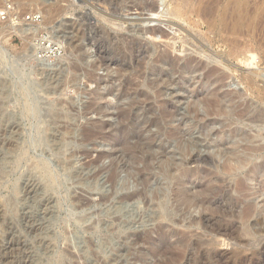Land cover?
Masks as SVG:
<instances>
[{"label": "rangeland", "instance_id": "rangeland-1", "mask_svg": "<svg viewBox=\"0 0 264 264\" xmlns=\"http://www.w3.org/2000/svg\"><path fill=\"white\" fill-rule=\"evenodd\" d=\"M7 1L0 0V7ZM11 1L19 14L25 17L33 13L40 14L43 21L40 26L35 27L36 33L31 34L32 36L21 35L12 27V24L0 22V264H264V0H207L212 7L226 13L227 27H236L239 30L241 49L238 51L240 56L237 61L229 56L232 50L230 46L223 44L216 36L232 35L231 31L226 30L224 33L223 28L218 25L217 31L210 34L205 30L206 25L202 30L188 29L187 24L183 25L182 22L181 25L187 28L189 34L180 37L188 36L190 44L194 46H186L184 49L188 48L190 51L182 54L181 43H179L178 51L175 53L178 57H182L181 55L184 57L186 53L194 51V56H199V59L202 57V61L205 60L203 72L210 74L215 70L213 73H216L211 77L212 80L205 78L203 72L202 75L186 74L183 77L184 86L166 90L168 91L166 98L170 99L168 97L172 94L173 96L170 97L177 101L176 104L173 102L168 104L166 110L170 112H168L170 116L162 121L164 130L162 132L156 126L145 123L159 117L161 108L158 105L155 109L157 111L150 114L151 117L145 116L143 108L138 109L142 117L138 118L136 123L145 124L142 132L134 130L132 120L125 118L120 120L118 116H113L109 112L84 114L87 105L93 99L92 91L95 90V85L87 81L84 72H75L74 68L80 63V57L75 52L73 54L69 44V39L75 36L72 28L79 25L84 30L83 38L85 39L80 43L85 47L84 51L86 50L81 58L85 60L87 65L85 68L90 70L88 65L94 59L97 60L96 46L103 47L111 58L115 60L120 58L116 46L109 42L106 32L101 29L99 23H96L98 19L93 14L96 10L94 1H85L86 4L82 2L83 0ZM153 1L148 0L149 9ZM155 1L160 5L158 10L160 17H164L160 19L159 16L153 15L155 12L145 11V16L143 15L142 18L135 14V11H130V14L133 13L130 18L141 17L143 21L139 20L133 27L130 22L127 24L128 28L131 30L137 25L138 27L141 25L143 29L161 28L169 32L172 37L177 27L167 23V20L170 19L169 12L173 10L174 4L168 0ZM115 2H120L117 5L118 13L125 16L129 11L127 7H132L138 0H116ZM239 8L242 10L240 25L235 22L236 11ZM50 9L53 13L49 12ZM90 17H93V20H90ZM150 18L153 20L151 21ZM96 26L98 27L95 28ZM9 30H15L16 33L8 35ZM190 35L194 39L190 38ZM136 36L150 41L149 43L154 45L155 49L159 48L155 50L154 57L162 49V43L157 41L159 39L151 40L146 32L138 33ZM173 37H176V34ZM209 37L212 38L211 41ZM49 45L61 47L62 53L57 57L40 58L42 49ZM195 45L197 48L203 45L205 51L197 50L198 52L195 53ZM163 47H166L165 43ZM175 53L173 56L176 55ZM215 54L225 57L228 60L225 65L228 66L223 67L224 65H221L220 59ZM252 55L258 58L256 59L258 67L254 66L253 70L252 66L248 65L250 62L248 59ZM150 63L152 61H149ZM110 67H112L110 71H107L106 67H101L96 70V73L104 76L107 75L106 72H109L111 76H115L117 67L115 65ZM215 67L218 68L215 69ZM161 68L166 71L168 66L165 64ZM208 70L212 72L209 73ZM66 74L70 80L77 78L72 79V85L70 84L67 89L60 87V81ZM179 75L171 72L169 77L172 80H178ZM74 81H78V85ZM141 83L144 84L146 91L152 92L149 80L141 81ZM217 89H220L221 94H227L223 96V98L226 97L221 107L223 110L214 109L215 106L212 108L206 103L212 100L214 92L217 94ZM125 101L128 103V100H124L123 103ZM115 104L111 107L106 102H102L101 106L113 112L118 108V104ZM97 123L101 125L105 123L106 126L102 128L103 130H98ZM143 137L145 142L142 143ZM151 140L159 146L166 140L165 143L167 147L170 146L171 152L180 149L183 155L176 157L177 161L188 162L193 157L192 152L201 159H207L203 161L204 164L203 162L190 164L189 168L195 171L210 170L213 172L212 177L220 173L217 177L227 179L224 184L219 185L218 182H216L218 185L215 184L216 188L221 186V190L226 187L219 195L221 199L218 197V201L215 202V205L219 207L215 206L213 210L206 213L225 222H231L234 219L233 222L238 226V234L247 240L249 237L248 242L215 243L212 240L209 241L208 237L204 238L205 241H194V243L180 246H176L174 240L158 245L157 243L142 245V243L134 242L132 236L148 231L147 227L155 224L152 222L159 217L158 213L162 212L161 216L166 218L163 224L172 225L170 221L172 215L168 212L173 204L172 186L162 174L148 185L138 180L140 171L146 170V174L158 171L156 161L150 163V170L145 168L148 166L143 162V153L139 152L141 144L144 147L146 145L144 143L148 144ZM134 147H136L138 154L135 153V155H138V159L132 156L130 158L126 153L123 156L124 150L128 152ZM115 150L120 151L118 155L122 154V157L120 155L116 159L114 156L112 158L108 156L107 153ZM229 151L230 156L234 158V160L228 159L230 162L227 161L230 157H227V154H230ZM103 154H107L106 157ZM232 161L236 162L231 163ZM224 162L225 166L221 167ZM212 164L214 167H211ZM226 164L228 166L231 164L230 167H236V170H233V167L228 168ZM225 167L228 172L233 170L235 173L231 172V175L227 171H221L226 170ZM229 169L232 170L229 171ZM114 171L119 173L117 179H113ZM111 178L115 180L114 183L110 181ZM238 182L246 185L240 186ZM243 186L246 188L244 189ZM249 206H252L253 213L252 216L247 217L248 209L246 208ZM233 212L238 214L234 215ZM185 223L182 224L184 227L187 226ZM183 226L178 228L180 232L186 229Z\"/></svg>", "mask_w": 264, "mask_h": 264}, {"label": "bare ground", "instance_id": "bare-ground-1", "mask_svg": "<svg viewBox=\"0 0 264 264\" xmlns=\"http://www.w3.org/2000/svg\"><path fill=\"white\" fill-rule=\"evenodd\" d=\"M90 2V1H94V8H96L95 12L93 13L98 21L96 23H99L101 29H103L107 36L109 38V42H112L114 46H116L115 48L118 49V53L120 54V58L118 60H115L114 58H111L108 54L107 51L103 48V47H99L96 46V56H97V60H93L88 66H90V70L85 68V60L81 59L82 56H84L85 54V47H83V45L80 43L81 41L84 42V30L81 29V27H79V25H77L76 27L74 26V34L71 39H69V44L70 47L73 49V54L74 52L79 55L80 57V63H78L77 65H75V72L79 73V72H84L86 75V79L87 81L92 85H95V90L92 91V95H93V99L90 100L91 102H89L90 104L87 105L88 107L85 109L84 114H103V113H108L113 115V116H118V118H125L128 120H132L133 123V128L134 130H144L145 128V124H139L136 123V120H138V118H141L139 113H138V109L143 108L145 110V116L150 115L151 113H155V109H157V105L160 106V114L159 117H155L152 118L151 120H149V122H145V123H149L151 126H156L157 129L159 131L162 132V121H165L166 118H168L169 115V111H167V107L168 104L170 102H173L176 104V101L173 100L171 97L173 96L172 94H170V96L167 99L165 95H167L166 90H170L173 87H180L181 85L184 84V75L186 74H200L205 70V66H204V62L205 60H201L198 57H196V55L194 56L193 52L190 53H186L185 56L183 57V55H181L182 57H178V55L175 53L176 51H178L177 45L179 43H181V52H183L182 54H184L185 51H190L186 48V46L188 45H193L194 44H190V41L188 40V36L185 37H180L181 35H185V34H189V31H187V28H198V30H202L203 26L206 25L207 26V30L210 34L215 33V31H217L218 25H220L223 30L224 33L225 31H231L230 33H232V35H216L221 39V42L227 46H230L229 48L232 49L231 53L229 54V56L231 58H234L235 61H237V58H239L240 55H238V51L240 48L239 45V30L236 27L233 28H229L226 26V23L228 22V16L226 15V13L222 10V11H218L216 8L212 7L210 4H208L207 0H168L173 2V10H170V12L172 11V13L169 12V16L170 19H168L167 23L171 24L172 26H176L177 29L174 32L173 36L176 37H171L170 33L167 32L166 30L163 29H143L141 27V25L138 27L135 26L133 29L131 28V30L128 28V23L133 25H136V23H138L139 20H142L140 18L137 19H133L132 17L130 18V16L133 14H130V11H135V14H138L139 16L143 15L145 16V11H149V12H155L153 13V15L159 16L160 17V13L158 12L159 10V3L157 1H153V3L150 5V9H149V2L148 0H138V2H132L133 6L132 7H127L129 8L128 13H126L125 16L120 15L119 12V6L117 8V5L120 3L115 2L116 0H83L82 2ZM121 1V0H120ZM136 1V0H135ZM167 1V0H165ZM237 1H241V0H237ZM117 3V4H116ZM148 3V4H147ZM86 4V3H84ZM167 4V2H166ZM122 6V5H121ZM63 8V7H62ZM61 8V9H62ZM66 8V7H65ZM172 8V7H171ZM49 9V7H48ZM149 9V10H148ZM65 10V9H64ZM48 11V10H47ZM53 10L50 9L49 12H52ZM86 11V10H84ZM169 11V9H168ZM123 12V11H122ZM241 12L242 10L239 8L238 11H236V18H235V22L236 24L240 25L241 24ZM86 13V12H85ZM164 13V12H163ZM162 13V14H163ZM166 13L168 14V12L166 11ZM50 15V14H49ZM137 15V16H138ZM51 16V15H50ZM77 16V15H76ZM168 16V15H167ZM165 16V17H167ZM134 17V16H133ZM164 17L161 16L160 19ZM86 18V17H85ZM88 18V17H87ZM91 18V17H90ZM136 18V17H135ZM169 18V17H168ZM96 19V20H97ZM151 21L153 20V18H150ZM85 20V19H84ZM88 20V19H87ZM93 20V17L90 19ZM83 21V20H82ZM81 21V22H82ZM89 21V20H88ZM143 21V20H142ZM150 21V20H149ZM85 22V21H84ZM87 22V21H86ZM181 22V23H180ZM182 22L184 23L183 25L187 24V28L185 29V27H183L181 24ZM83 23V22H82ZM93 24V23H92ZM141 24V22H140ZM98 25V26H99ZM144 25V23H143ZM93 26V25H92ZM98 26H96L95 28H97ZM131 27V26H130ZM138 27V28H137ZM150 27V26H149ZM83 28V27H82ZM145 28V27H144ZM87 29V28H86ZM15 30H18L19 32L22 30H19L18 28H15ZM15 30L10 31V33H8V35H11L13 33H16ZM71 30V29H70ZM114 30V31H113ZM117 30V31H116ZM222 30V34L223 33ZM26 32V31H25ZM87 32V31H86ZM146 32V34L150 35V38L153 41L157 40L159 42L162 43V49H160V52L158 53L157 51V55L154 57L155 55V50L159 49H155L153 46L151 45L147 39H143L142 37H137L136 35L138 33H144ZM114 33V34H113ZM205 33V32H204ZM90 34V33H89ZM98 34V33H97ZM136 34V35H134ZM191 34V33H190ZM194 34V33H193ZM206 34V33H205ZM208 34V33H207ZM104 35V33H103ZM177 35H179V37H177ZM201 35V34H200ZM29 36V35H28ZM27 36V38H28ZM32 36V35H31ZM68 35H66L67 37ZM88 36V34H87ZM99 36V35H98ZM248 36V35H247ZM36 37V36H35ZM71 37V36H70ZM69 37V38H70ZM208 37V36H207ZM246 37V36H244ZM93 38V37H92ZM96 38V37H95ZM190 38L191 37L190 35ZM189 38V39H190ZM202 38V36H201ZM11 39V38H10ZM106 39V38H105ZM204 39V38H203ZM210 39V37H209ZM212 39V38H211ZM210 39V41H211ZM214 39V38H213ZM243 39V38H242ZM103 40V39H102ZM108 40V39H107ZM72 41V43H70ZM86 41V40H85ZM180 41V42H179ZM198 41V39H197ZM202 41V40H201ZM205 41V40H204ZM244 41V40H243ZM248 41V40H247ZM97 42V41H96ZM99 42V41H98ZM156 42V41H155ZM68 43V42H67ZM157 43V42H156ZM163 43H165L166 47H163ZM211 43V42H210ZM242 43V42H241ZM107 44V43H106ZM105 44V46H106ZM155 44V43H154ZM198 44V43H197ZM203 44V43H202ZM64 45V44H62ZM101 45V44H100ZM160 44L158 43V46ZM209 45V44H208ZM35 46V45H34ZM246 46V45H245ZM251 46V45H250ZM180 47V46H178ZM196 47V45H195ZM203 45L200 46V48L196 47V52H203L205 50H203ZM244 47V46H243ZM164 48V49H163ZM191 48V47H190ZM205 48V47H204ZM90 49V48H89ZM111 49V48H110ZM207 49V47H206ZM198 50V51H197ZM209 50V49H208ZM68 51V50H67ZM72 51V50H71ZM117 51V50H116ZM207 51V50H206ZM112 52V51H111ZM180 52V53H181ZM209 52V51H208ZM250 52V51H249ZM176 54L173 56V54ZM211 53V50H210ZM214 53V52H213ZM30 54V53H29ZM83 54V55H82ZM206 54V53H205ZM227 54V53H226ZM33 55V54H32ZM113 55V54H112ZM115 55V54H114ZM212 55V54H211ZM214 55V54H213ZM216 55V54H215ZM224 55V54H223ZM255 55V54H254ZM254 55L248 56V61L249 62V66H252V70L253 67L255 66V68H257L258 66L256 65L258 62H256V58ZM34 56V55H33ZM207 56V55H206ZM217 58L220 59V63L221 65L223 64L225 67L226 62L228 61L225 57H223L222 55H216ZM30 57V56H29ZM75 57V55H74ZM88 57V56H87ZM86 57V59H87ZM115 57V56H114ZM154 57V58H153ZM215 57V56H214ZM258 57V56H257ZM32 58V56H31ZM92 57H90L91 59ZM117 58V57H116ZM89 59V58H88ZM210 59V58H209ZM92 60V59H91ZM149 61H152V63L149 64ZM246 61V60H245ZM87 62V60H86ZM240 62V61H239ZM238 62V63H239ZM247 62V61H246ZM245 62V63H246ZM219 63V65H220ZM241 63V62H240ZM167 64L168 69L165 71L163 70L161 67L163 65ZM229 64V63H228ZM245 64V65H247ZM72 65V64H70ZM110 65H115L117 67V71L115 72V76H111L110 73L106 72L107 75L104 76H100L96 73V70H98L101 67H106L107 71H110L112 69V67H110ZM87 66V65H86ZM228 66V65H227ZM226 66V67H227ZM233 66V65H232ZM236 66V65H235ZM257 66V67H256ZM69 67V66H68ZM222 67V66H221ZM111 68V69H110ZM218 68V67H217ZM215 67V69H217ZM237 68V67H236ZM250 68V70H251ZM254 68V69H255ZM210 69V67H209ZM241 69V68H240ZM66 70V68H65ZM116 70V69H114ZM220 70V68L218 69ZM249 70V68H248ZM70 71V70H68ZM106 71V70H105ZM215 70H213L214 72ZM222 71V70H221ZM171 72H175L177 74H180L178 80H172L169 77V74ZM208 72H212L209 71ZM210 73V74H206L204 73L205 78H210L213 77L215 75V73ZM251 72V71H250ZM67 73V72H66ZM71 73V72H70ZM249 73V72H248ZM252 74V72H251ZM196 75V76H197ZM218 75V74H217ZM222 75V74H221ZM220 75V77H221ZM224 75V74H223ZM227 75V74H226ZM225 75V76H226ZM254 75V73H253ZM256 75V74H255ZM78 76V75H75ZM57 77V76H56ZM67 74L65 75V77L63 76V78L60 81L61 84V88H68V86L73 82L72 79L70 80ZM73 77V76H72ZM201 77V76H200ZM199 77V78H200ZM224 77V76H223ZM50 78V77H49ZM61 78V77H60ZM204 78V77H203ZM54 79V78H53ZM77 78H74L73 80H75ZM217 79V78H216ZM222 79V78H221ZM150 81L151 85V89L152 92L149 93L148 91H146L144 89V84L141 83V81ZM218 81V80H217ZM221 81V80H220ZM251 81V80H249ZM52 82V80H51ZM57 82V81H56ZM75 82V81H74ZM78 82V81H77ZM77 82H75L77 84ZM210 82V81H209ZM219 82V81H218ZM252 82V81H251ZM213 84V83H212ZM215 84V83H214ZM219 84V83H218ZM72 85V84H71ZM75 85V84H74ZM78 85V84H77ZM52 86V85H51ZM54 86V85H53ZM184 86V85H183ZM212 86V85H211ZM223 86V85H222ZM58 87V86H57ZM149 87V88H150ZM182 87V86H181ZM225 87V85H224ZM252 87V84H251ZM78 88V87H77ZM210 88V87H209ZM222 88V87H219ZM53 89V88H52ZM76 89V87H75ZM54 90V89H53ZM56 90V89H55ZM65 90V89H64ZM218 90V89H217ZM59 91V90H58ZM57 91V92H58ZM77 91V90H76ZM85 91V90H84ZM101 91H103L104 93H102ZM176 91V90H175ZM174 91V92H175ZM49 92V91H48ZM86 92V91H85ZM194 92V91H193ZM199 92V91H198ZM220 89L216 92L215 95H213L212 100L210 99V101L206 102L209 104V106L214 109H220L222 107V103H223V99L226 98L223 96H225V94H221L220 93ZM83 94V93H82ZM88 94V93H87ZM176 94V92H175ZM199 95V94H198ZM227 95V94H226ZM48 96V95H47ZM51 96V95H49ZM60 96V95H59ZM87 96V95H86ZM66 97V96H65ZM64 98V96H63ZM91 98V96H90ZM124 100H128L126 103H123ZM207 100V99H206ZM205 100V101H206ZM209 100V99H208ZM102 102H106L107 105L109 104L111 107L112 105H114L115 103L118 104V108H116V110H114L113 112L110 111V109L104 108L103 106H101ZM181 102V101H180ZM66 103V102H65ZM73 103V102H72ZM233 103V102H232ZM115 104V105H117ZM121 104V105H120ZM63 105V104H62ZM74 105V104H73ZM61 106V105H60ZM64 106V105H63ZM72 106V105H71ZM109 106V107H110ZM56 107V106H55ZM75 107V106H74ZM108 107V108H109ZM114 107V106H113ZM57 108V107H56ZM73 108V107H71ZM84 108V107H83ZM222 109V108H221ZM220 109V110H221ZM225 109V108H224ZM53 110V109H52ZM61 110V109H60ZM211 110V109H210ZM213 110V109H212ZM223 110V109H222ZM55 111V110H54ZM59 111V109H58ZM62 111V110H61ZM60 111V112H61ZM83 111V110H82ZM140 111V110H139ZM169 112V113H168ZM219 112V111H218ZM67 113V112H66ZM72 113V112H71ZM141 113V112H140ZM176 113V112H175ZM179 113V112H178ZM62 114V113H61ZM68 114V113H67ZM172 114V113H171ZM183 114V113H182ZM55 115V114H54ZM57 115V114H56ZM55 115V116H56ZM110 115V116H111ZM152 115V114H151ZM150 115V117H151ZM154 115V114H153ZM181 115V114H180ZM88 116V115H87ZM109 116V115H108ZM183 116V115H182ZM54 117V116H53ZM61 117V116H60ZM75 117V116H74ZM113 118V117H112ZM144 118V116H143ZM183 118V117H182ZM55 119V118H54ZM59 119V118H58ZM150 119V118H149ZM145 121V120H144ZM148 121V120H147ZM126 122V121H125ZM100 123V122H99ZM123 123V121H122ZM168 123V122H167ZM79 124V123H78ZM98 124V123H97ZM96 126L98 127V130H103L102 128L106 126V124H98ZM121 124V123H120ZM130 124V123H129ZM128 124V125H129ZM131 125V124H130ZM129 125V126H130ZM148 125V124H147ZM95 126V127H96ZM165 126V125H164ZM65 127V126H64ZM122 128V127H121ZM164 128V127H163ZM87 129V128H86ZM117 129V128H116ZM125 129V128H124ZM133 130V129H132ZM61 131V130H60ZM73 131V130H72ZM123 131V130H122ZM164 131V130H163ZM18 132V131H17ZM87 132V131H86ZM89 132V131H88ZM96 132V131H95ZM100 132V131H99ZM116 132V131H115ZM120 132V131H119ZM142 132V131H141ZM9 133V132H8ZM90 133V132H89ZM112 133V132H111ZM178 133V132H176ZM233 133V132H232ZM106 134V133H105ZM125 134V133H124ZM127 134V133H126ZM130 134V133H129ZM135 134V133H134ZM137 134V133H136ZM135 134V135H136ZM140 134V133H139ZM95 135V133H94ZM123 135V134H122ZM167 135V134H166ZM175 135V134H174ZM236 135V133H235ZM57 136V135H56ZM86 136V134H85ZM91 136V135H88ZM93 136V134H92ZM91 136V137H92ZM101 136V135H100ZM133 136V135H132ZM163 136V135H162ZM169 136V134L167 135ZM172 136V135H171ZM178 136V135H177ZM55 138V136H53ZM63 137V136H62ZM94 137V136H93ZM96 137V136H95ZM103 137V136H102ZM101 137V138H102ZM129 136H127L128 138ZM138 137V136H137ZM151 137H153L151 135ZM113 138V137H112ZM126 138V139H127ZM135 138V137H134ZM142 138V137H140ZM159 138V137H158ZM88 139V138H87ZM94 139V138H93ZM100 139V138H99ZM98 139V140H99ZM103 139V138H102ZM129 139V138H128ZM152 139V138H151ZM154 139V138H153ZM171 139V138H170ZM169 139V140H170ZM62 140V139H61ZM92 140V139H91ZM101 140V139H100ZM116 140V139H115ZM136 140V139H135ZM144 140V137H143ZM149 140V139H148ZM159 140V139H158ZM57 141V140H56ZM89 141V140H88ZM104 141V140H103ZM124 141V140H123ZM141 141V139H140ZM139 141V142H140ZM162 141V140H161ZM166 140H164L163 145H155V143L153 142V140H151L148 144H146L144 147L141 144V147L139 149V152L143 153V162L146 163V165L149 169L150 163L153 162L157 164L156 170L158 171H154V173L151 174H146L145 171L138 173V180L140 181V183L142 182L145 185H148V183L152 182L155 178H158L157 176L162 174V176L168 181V184L170 186H172V198H173V204H172V208H170L171 212V223L172 225L169 226L163 224L164 219L161 216V213H158L159 217H156V215L154 217H156L157 219H155L149 228L147 227L146 231L145 229V233L140 234V235H136L132 236L134 239L135 243H142L143 244H154L157 243V245L159 243H163V242H172L174 240V243L177 244L176 246H180V245H186L188 243H194V241H205L204 238H207L212 241H214L215 243H218L220 241L226 242V241H236L239 243H245L248 242V240L246 238H243L242 236H240L238 234V226L233 222L234 219L231 222H225L221 220H217L215 217H213L212 215L210 216L209 213L207 215L206 212H210L211 209L217 205H215L218 200L217 198L221 195V192L223 191V189H226V187L221 190V186L219 188H216L217 184L216 182H218L219 185L224 184L227 179H223L221 178V176L216 177L213 176L212 174L213 172H211L210 170H192L189 168V165L191 164H198L200 162V164L203 161H207V159H204L203 156L201 159L200 156L198 155H194L192 152L193 157L190 158V160L188 162L184 161H177L176 157L182 156L183 153L182 151L179 149H177V151L171 152L170 151V146L167 147L168 145H166L165 143ZM60 142V141H59ZM136 142V141H135ZM142 143L145 142L141 141ZM140 142V143H141ZM157 142V141H156ZM201 142V141H200ZM63 143V142H61ZM95 143V142H94ZM128 143V142H127ZM172 143V142H171ZM122 144V143H121ZM126 144V143H125ZM129 144V143H128ZM143 144V145H144ZM157 144V143H156ZM19 145V144H18ZM61 145V144H60ZM118 145V144H117ZM131 145V144H130ZM173 145V144H172ZM217 145V144H216ZM123 146V145H122ZM120 146V147H122ZM134 146V144H133ZM137 146V145H136ZM140 146V145H139ZM13 147V146H12ZM125 147V146H124ZM216 147V146H215ZM228 147V146H227ZM232 147V146H230ZM11 148V147H10ZM118 148V147H117ZM127 148V147H125ZM135 148V149H134ZM133 150L129 149L128 152H122L123 156H125L124 153H126L127 155L132 157H137L135 155L136 152V147H134ZM236 148V147H235ZM124 149V148H123ZM121 149V150H123ZM262 149V148H261ZM14 150V149H13ZM141 150V151H140ZM186 150V149H185ZM183 150V151H185ZM222 150V149H221ZM227 150V149H226ZM220 151V150H219ZM228 151V150H227ZM253 151V150H252ZM16 152V151H15ZM224 152V151H223ZM119 152H116V150L114 152L111 153H107L109 157L112 158V156L117 157L122 154L118 155ZM228 153V152H227ZM230 153V151H229ZM234 153V152H233ZM232 153V154H233ZM100 154V153H99ZM106 154V155H107ZM138 154V153H137ZM201 154V151H200ZM235 154V153H234ZM90 155V154H89ZM105 157L106 155L103 154ZM224 155V154H223ZM230 154H227V157L230 156ZM139 156H141L139 154ZM218 156V155H217ZM87 157V156H86ZM113 157V158H114ZM128 157V156H126ZM226 157V156H225ZM224 157V158H225ZM231 157V158H230ZM227 158V161L230 162V160L228 159H233L232 156H230ZM235 157V156H234ZM240 157V156H237ZM125 158V157H124ZM142 158V157H141ZM183 158V157H182ZM208 158V157H207ZM215 158V157H214ZM241 158V157H240ZM91 159V158H90ZM99 159H101L99 157ZM104 159V158H103ZM115 159V158H114ZM113 159V160H114ZM120 159V158H119ZM118 159V161H119ZM126 159V158H125ZM128 159V158H127ZM138 159V157H137ZM180 159V158H179ZM189 159V157L187 158ZM212 159V158H211ZM216 159V158H215ZM236 159V158H235ZM130 160V159H129ZM133 160V159H132ZM218 160V158L216 159ZM226 160V159H225ZM92 161V159H91ZM117 161V160H115ZM118 161L116 163H118ZM125 161V160H123ZM225 161V162H227ZM244 161V160H243ZM14 162V161H13ZM93 162V161H92ZM120 162V161H119ZM133 162L135 163V160H133ZM132 162V164H133ZM218 162V161H217ZM225 162L223 163L224 165H222L221 167L225 166ZM234 161H232L231 163H233ZM236 162V161H235ZM234 162V163H235ZM248 162V161H247ZM250 162V161H249ZM208 163V162H207ZM213 163V162H212ZM216 163V162H215ZM240 163V161H239ZM244 163V162H243ZM63 164V163H62ZM112 164V163H110ZM204 164V162H203ZM206 164V163H205ZM211 164V163H210ZM209 164V165H210ZM228 164V163H227ZM226 164V165H227ZM68 165V164H66ZM131 165V164H130ZM134 165V164H133ZM208 165V166H209ZM213 165V164H212ZM231 164H229V166L227 165V167L229 168ZM122 166V165H121ZM125 166H127L125 164ZM218 166V164L216 165ZM258 166V165H257ZM261 166V165H260ZM116 167V166H113ZM211 167H214L211 166ZM225 167V169L227 168ZM233 167V166H232ZM230 167V168H232ZM103 168V167H102ZM118 168V167H116ZM128 168V167H127ZM236 168V167H235ZM234 167L232 168L233 170L235 169ZM260 168V167H259ZM208 169V168H207ZM218 169V167H217ZM223 169V168H222ZM232 169H229L232 170ZM6 170V169H5ZM104 170V168H103ZM115 170V168H114ZM120 170V168H119ZM129 170V168H128ZM150 170V169H149ZM152 170V168H151ZM197 170V169H196ZM221 170V169H220ZM226 170H221V171H227ZM231 172H234V171ZM236 170V169H235ZM251 170V169H250ZM264 170V169H263ZM262 170V171H263ZM125 171V170H124ZM239 171V170H238ZM115 172V173H114ZM113 173V179H117V174L118 171H114ZM132 172V171H131ZM150 172V171H149ZM216 172V171H215ZM228 172L227 173H231ZM248 172V171H247ZM251 172V171H250ZM249 172V173H250ZM256 172V170H255ZM254 172V173H255ZM1 173V172H0ZM105 173V172H104ZM110 173V172H109ZM226 173V172H225ZM235 173V172H234ZM257 173V172H256ZM261 173V172H260ZM7 174V173H6ZM101 174V172L99 173ZM132 174V173H131ZM215 174V173H214ZM253 174V173H252ZM43 175V174H42ZM104 175V174H103ZM232 175V173H231ZM247 175V174H246ZM130 176V175H128ZM226 176V175H225ZM135 177V176H134ZM236 177V176H235ZM2 178V177H1ZM247 178V177H246ZM251 179V178H250ZM112 180V178L110 179V181ZM165 180V181H166ZM239 180V179H238ZM109 181V179H108ZM113 181V180H112ZM115 181V180H114ZM114 181L112 183H114ZM120 181V180H119ZM136 181V180H135ZM242 181V180H241ZM240 181V182H241ZM49 182V181H48ZM198 182V183H197ZM243 182V181H242ZM50 183V182H49ZM228 185H229V181H227ZM239 183V182H238ZM116 184V183H115ZM217 184V185H218ZM241 184L240 186L246 185L244 183H239ZM238 184V185H239ZM46 186V185H45ZM114 186V185H113ZM223 186V185H222ZM225 186H227L225 184ZM239 186V187H240ZM24 187V186H23ZM229 187V186H227ZM245 186H243L244 188ZM113 188V187H112ZM216 188V189H215ZM246 188V187H245ZM244 188V189H245ZM171 189V188H170ZM215 189V190H214ZM231 189V188H230ZM238 189V188H237ZM242 189V187H241ZM214 190V191H213ZM228 190V188H227ZM240 190V189H239ZM144 191V189H143ZM169 191V190H168ZM225 191V190H224ZM229 191V190H228ZM227 192V191H226ZM230 192V191H229ZM27 194V193H26ZM148 194V193H147ZM226 194V193H225ZM135 195V193H134ZM138 195V194H137ZM130 196V195H128ZM131 196L133 197V195L131 194ZM130 196V197H131ZM136 196V195H135ZM146 196V195H145ZM100 197V196H99ZM103 197V196H102ZM131 197V198H132ZM143 198V197H142ZM147 198V197H146ZM33 199V198H32ZM138 199V198H137ZM148 199V198H147ZM221 199V198H220ZM219 199V200H220ZM223 199V198H222ZM235 199V198H234ZM133 200V199H132ZM136 200V199H135ZM172 200V199H171ZM101 201V200H100ZM151 201V200H150ZM166 201V200H165ZM131 202V201H130ZM154 202V201H153ZM233 202V201H232ZM168 203V202H167ZM236 203V202H235ZM123 204V202H122ZM155 204V203H154ZM169 204V203H168ZM147 205V204H145ZM167 205V204H166ZM253 205V204H252ZM169 206V205H168ZM224 206V205H223ZM118 207V206H117ZM167 207V206H166ZM219 207V205L217 206ZM240 207V206H239ZM115 208V207H114ZM155 208V207H154ZM158 208V207H156ZM255 208V207H254ZM44 209V208H43ZM153 209V208H152ZM215 209V208H214ZM247 212V217H249L250 215L252 216L253 213V209L252 206H249V208ZM29 210V209H28ZM165 210V209H164ZM167 210V209H166ZM213 210V209H212ZM218 210V209H217ZM215 212V210H214ZM213 212V213H214ZM237 212V211H235ZM167 213V212H166ZM212 213V214H213ZM234 213V212H233ZM5 214V213H4ZM146 214V213H145ZM155 214V213H153ZM238 214V213H236ZM234 213V215H236ZM240 214V213H239ZM246 214V213H245ZM244 214V216H245ZM147 215V214H146ZM170 215V213H169ZM6 216V215H5ZM114 216V215H113ZM142 216V215H141ZM140 216V217H141ZM233 216V215H232ZM170 217V216H169ZM235 217V216H234ZM243 217V216H242ZM247 217H245L247 219ZM4 218V217H3ZM143 218V217H142ZM147 218V217H146ZM178 218V219H177ZM240 218V217H239ZM244 218V219H245ZM117 219V218H116ZM140 219V218H139ZM159 219V221H158ZM169 219V218H168ZM230 219V218H229ZM250 219V218H249ZM112 220V219H111ZM119 220V219H118ZM152 220V217H151ZM248 220V219H247ZM24 221V220H23ZM150 221V220H149ZM249 221V220H248ZM111 222V221H110ZM114 222V221H113ZM112 222V223H113ZM125 222V221H124ZM146 222V221H145ZM150 222V223H151ZM186 222L187 226L184 227L182 224ZM245 222V221H244ZM259 222V221H258ZM264 222V221H263ZM115 223V222H114ZM185 223V224H186ZM239 223V222H237ZM110 224V223H109ZM145 224V223H144ZM116 225V224H115ZM122 225V223H121ZM126 225V224H125ZM148 225V224H147ZM239 225V224H238ZM253 225V224H252ZM42 226V225H41ZM144 226V225H142ZM186 228L184 231H179V227ZM134 227V226H133ZM258 227V226H257ZM39 228V227H38ZM112 228V227H111ZM109 229V228H108ZM115 229V228H112ZM119 229V228H118ZM117 229V230H118ZM129 229V228H128ZM137 229V228H136ZM135 230V229H134ZM258 230V229H257ZM143 231V230H142ZM255 231V230H254ZM139 232H141L139 230ZM144 232V231H143ZM247 232V231H245ZM138 233V232H137ZM243 234V233H242ZM247 234V233H246ZM133 235V234H132ZM245 235V234H244ZM255 235V234H254ZM135 237V238H134ZM131 238V237H130ZM127 239V238H126ZM259 240V239H258ZM255 241V240H254ZM131 242V240H130ZM133 242V244H134ZM213 242V243H214ZM227 242V243H228ZM263 242V241H262ZM125 243V241H124ZM203 243V242H202ZM205 243V242H204ZM250 243V242H249ZM171 244V243H170ZM211 244V243H209ZM222 244V243H221ZM139 245V244H138ZM172 245V244H171ZM194 245V244H193ZM227 245V244H226ZM236 245V244H235ZM239 245V244H238ZM248 245V244H247ZM45 246V245H44ZM151 246V245H150ZM233 246V245H232ZM182 247V246H181ZM190 247V246H189ZM48 248V247H47ZM52 248V247H51ZM183 249V247H182ZM181 253L183 251H180ZM222 252V251H221ZM184 253V252H183ZM190 253V252H189ZM255 253V252H254ZM68 254V253H67ZM228 254V253H227ZM13 255V254H12ZM73 255V254H72ZM176 255V254H175ZM180 255V254H178ZM219 256V255H218ZM253 256V255H252ZM72 257V256H71ZM149 257V256H148ZM192 257V255H191ZM243 257V256H242ZM36 258V257H35ZM222 258V257H221ZM143 259V257H142ZM26 260V259H25ZM78 260V259H77ZM220 260V259H219ZM226 260V259H225ZM246 260V259H245ZM11 261V260H10ZM61 262V261H60ZM229 262V261H228ZM243 262V261H242ZM21 263V262H20ZM30 263V262H29ZM37 263V262H36ZM219 263V262H218ZM43 264V263H42Z\"/></svg>", "mask_w": 264, "mask_h": 264}, {"label": "built area", "instance_id": "built-area-1", "mask_svg": "<svg viewBox=\"0 0 264 264\" xmlns=\"http://www.w3.org/2000/svg\"><path fill=\"white\" fill-rule=\"evenodd\" d=\"M43 18L40 14L33 13L28 16L19 14L16 11L15 4L8 0L2 7H0V22L3 24H12L13 28H18L22 30L17 32L21 35H31L35 34V27H38L42 24ZM26 31V32H25ZM40 58L45 57H57L62 53L61 47H52L51 45L45 47L41 51Z\"/></svg>", "mask_w": 264, "mask_h": 264}]
</instances>
